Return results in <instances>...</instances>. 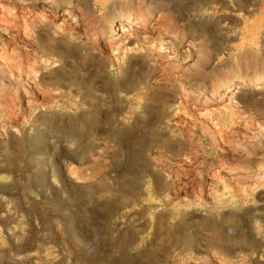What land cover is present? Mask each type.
<instances>
[{"label":"rangeland","instance_id":"374dc122","mask_svg":"<svg viewBox=\"0 0 264 264\" xmlns=\"http://www.w3.org/2000/svg\"><path fill=\"white\" fill-rule=\"evenodd\" d=\"M0 264H264V0H0Z\"/></svg>","mask_w":264,"mask_h":264},{"label":"bare ground","instance_id":"6f19581e","mask_svg":"<svg viewBox=\"0 0 264 264\" xmlns=\"http://www.w3.org/2000/svg\"><path fill=\"white\" fill-rule=\"evenodd\" d=\"M132 26H133V27L138 26L137 22L134 21L133 24H132ZM246 85H247V84H245V86H246Z\"/></svg>","mask_w":264,"mask_h":264}]
</instances>
